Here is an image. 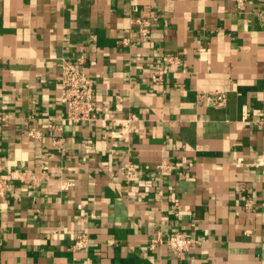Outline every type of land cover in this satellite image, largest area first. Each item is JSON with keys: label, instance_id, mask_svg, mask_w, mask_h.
<instances>
[{"label": "crops", "instance_id": "crops-1", "mask_svg": "<svg viewBox=\"0 0 264 264\" xmlns=\"http://www.w3.org/2000/svg\"><path fill=\"white\" fill-rule=\"evenodd\" d=\"M65 63L93 81L98 121L66 119ZM14 170L0 264H264V0H0ZM177 232L196 241L183 258Z\"/></svg>", "mask_w": 264, "mask_h": 264}, {"label": "built area", "instance_id": "built-area-1", "mask_svg": "<svg viewBox=\"0 0 264 264\" xmlns=\"http://www.w3.org/2000/svg\"><path fill=\"white\" fill-rule=\"evenodd\" d=\"M145 27L142 34H148L147 26L150 22L146 19L139 21ZM172 61V58L169 59ZM165 69L155 70L152 74V80L155 84L163 82ZM95 87L93 81L88 77L84 70L75 64L65 63L61 72V102L66 108V119L72 123H88L98 121L97 105L94 99ZM202 98L213 105H221L225 101L223 94H214L210 96L202 95ZM131 116L129 120L134 119ZM129 122V121H128ZM28 136L39 138L40 132L30 130ZM23 173L19 171L2 172L0 171V197L8 194L11 183L15 180L22 179ZM178 209V207H177ZM178 211V210H177ZM87 236L80 235L75 244L74 249L82 250L87 246ZM162 239L159 237L151 242V247L155 248L157 244H161ZM166 247L176 254L179 258H183L196 245V241L188 238L183 232L172 234L165 240Z\"/></svg>", "mask_w": 264, "mask_h": 264}]
</instances>
